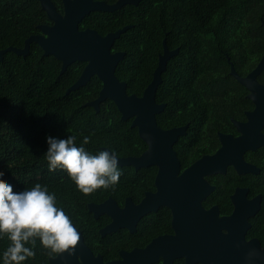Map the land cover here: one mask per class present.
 Listing matches in <instances>:
<instances>
[{"label": "trees", "instance_id": "obj_1", "mask_svg": "<svg viewBox=\"0 0 264 264\" xmlns=\"http://www.w3.org/2000/svg\"><path fill=\"white\" fill-rule=\"evenodd\" d=\"M51 1L63 13V1ZM45 24L52 22L39 0H0V50L23 48ZM125 26L131 28L116 40L112 51L126 53L116 76L126 82L130 95L142 96L151 83L165 39L169 50L179 49L168 61L157 90V103L167 108L157 116L161 128L189 125L191 138H207L243 107L246 99L235 94L248 90L230 74L228 58L241 77L262 59L264 0H142L114 12L94 11L80 23L81 30L94 29L102 36ZM85 66L75 62L61 74L62 62L44 55L36 43L26 57L5 54L0 62V171L4 173L0 179L14 193L36 183L46 185L93 251L111 258L122 248L139 245L147 223L140 225L135 237L119 231L102 238L99 228L107 217L94 219L88 205L108 198L119 204L129 196L139 200L148 189V172L153 177L155 171L119 166L122 175L114 187L89 195L79 192L65 171H49L45 158L49 136L76 135L77 146L93 155L106 148L120 158L138 157L147 148L132 120L123 121L112 100L103 101L99 111L88 105L102 89L97 76L66 94ZM258 79L264 85V71ZM84 136L91 137L87 145L82 143ZM9 244L6 236H0V264ZM34 251L35 257L23 264H50L51 257L39 240Z\"/></svg>", "mask_w": 264, "mask_h": 264}, {"label": "flooded vegetation", "instance_id": "obj_2", "mask_svg": "<svg viewBox=\"0 0 264 264\" xmlns=\"http://www.w3.org/2000/svg\"><path fill=\"white\" fill-rule=\"evenodd\" d=\"M249 94V90L235 94L246 99L241 103L243 107L222 130L211 132L207 138H191L189 125L162 128H186L173 146L178 166L163 186L167 204L144 215L134 231L120 228L107 234L102 230L111 224V216L96 218L89 211L96 220L107 217L99 228L102 238L119 231H127L132 238L139 234L142 223L148 227L139 245L122 248L111 258L101 251L95 253L84 238L95 256L109 263L121 260L122 252L147 249L157 259L151 264H264V252L248 259L252 249H264V126L260 128V118L253 115L256 106ZM144 168L155 171L153 177L148 172V189L139 200L130 196L122 204L115 200L120 208L125 207L128 198L138 205L148 194L158 191L159 167ZM165 237L174 240L157 242Z\"/></svg>", "mask_w": 264, "mask_h": 264}, {"label": "water", "instance_id": "obj_3", "mask_svg": "<svg viewBox=\"0 0 264 264\" xmlns=\"http://www.w3.org/2000/svg\"><path fill=\"white\" fill-rule=\"evenodd\" d=\"M39 1L53 24L40 25L41 33L28 38L23 48L8 47L0 50V62L3 61L8 52L26 57L30 53L32 43L38 44L43 49L44 55L54 56L62 62L61 74L65 73L73 63L85 62L87 65L81 76L66 91V94L85 86L92 77L97 76L102 81V89L98 98L88 105L99 111L100 104L110 99L116 104L123 121L134 118L132 127L138 129L140 138L147 145V150L139 157H118L119 166H133L136 170L152 165L158 166L159 172L156 178L158 191L148 194L138 205H135L132 199L128 198L124 208H120L112 198L101 204H89V211L93 212L96 218L102 214H107L112 218L111 224L102 230V234L116 232L120 228H128L134 231L138 221L144 215L157 210L163 204H167L163 186L170 174L177 171L178 161L173 146L179 136L185 134L186 128L164 130L159 127L156 117L163 112L166 105L157 103L156 95L158 87L162 83V74L166 70L167 63L178 54L179 49L169 50L165 39L163 41V53L159 55L158 66L151 83L142 96L130 95L127 92L126 82L120 81L116 76V69L126 53L112 52V48L116 40L131 26H125L102 36L93 29L81 30L80 23L94 11L114 12L128 4L138 5L142 0H117L113 4L98 0H62L63 13L57 10L51 0ZM228 61L231 65L230 74L249 90V97L256 106L253 115L260 118L259 127L263 128L264 85L258 81V77L264 71V55L255 69L245 77H241L237 73L229 58ZM105 150L112 152L106 148ZM78 233L80 240L75 254L51 258V264H151L157 261L147 249H135L132 252H122V259L119 261L105 263L102 256H95L86 245L79 230ZM173 240V237H165L158 239L157 242Z\"/></svg>", "mask_w": 264, "mask_h": 264}, {"label": "clouds", "instance_id": "obj_4", "mask_svg": "<svg viewBox=\"0 0 264 264\" xmlns=\"http://www.w3.org/2000/svg\"><path fill=\"white\" fill-rule=\"evenodd\" d=\"M90 140V136H84L83 145ZM76 141V135L66 139L47 137L45 158L49 171H65L84 195L114 187L122 175L117 154L100 151L93 155L85 147L77 146ZM3 175L0 171V177ZM0 236L10 241L3 252V264H23L34 258L37 240L50 257L73 256L80 240L71 217L57 206L55 193H50L46 185L36 183L14 193L3 179H0ZM261 252L264 249H252L248 259L259 257Z\"/></svg>", "mask_w": 264, "mask_h": 264}]
</instances>
